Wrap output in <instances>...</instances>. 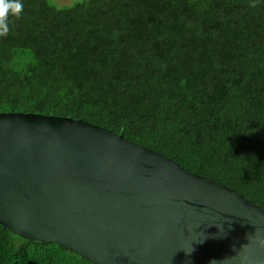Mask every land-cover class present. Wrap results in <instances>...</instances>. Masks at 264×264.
Instances as JSON below:
<instances>
[{"label": "trees", "instance_id": "16d2710c", "mask_svg": "<svg viewBox=\"0 0 264 264\" xmlns=\"http://www.w3.org/2000/svg\"><path fill=\"white\" fill-rule=\"evenodd\" d=\"M21 0L0 112L123 133L264 208V0ZM0 264H95L0 224Z\"/></svg>", "mask_w": 264, "mask_h": 264}, {"label": "water", "instance_id": "95a60500", "mask_svg": "<svg viewBox=\"0 0 264 264\" xmlns=\"http://www.w3.org/2000/svg\"><path fill=\"white\" fill-rule=\"evenodd\" d=\"M0 224L95 264H264V208L68 116L0 112Z\"/></svg>", "mask_w": 264, "mask_h": 264}, {"label": "clouds", "instance_id": "9594fccd", "mask_svg": "<svg viewBox=\"0 0 264 264\" xmlns=\"http://www.w3.org/2000/svg\"><path fill=\"white\" fill-rule=\"evenodd\" d=\"M24 9L21 0H0V37L7 36L9 27V18L19 17ZM260 246L264 247V238L257 237Z\"/></svg>", "mask_w": 264, "mask_h": 264}, {"label": "rangeland", "instance_id": "374dc122", "mask_svg": "<svg viewBox=\"0 0 264 264\" xmlns=\"http://www.w3.org/2000/svg\"><path fill=\"white\" fill-rule=\"evenodd\" d=\"M50 3H52L53 5H55L58 8H66L67 6H69L68 4L70 3V1L72 0H49ZM81 0H78L77 2H79Z\"/></svg>", "mask_w": 264, "mask_h": 264}]
</instances>
